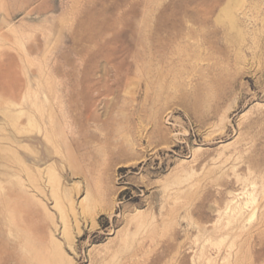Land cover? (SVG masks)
I'll use <instances>...</instances> for the list:
<instances>
[{"label":"rangeland","instance_id":"1","mask_svg":"<svg viewBox=\"0 0 264 264\" xmlns=\"http://www.w3.org/2000/svg\"><path fill=\"white\" fill-rule=\"evenodd\" d=\"M0 264H264V0H0Z\"/></svg>","mask_w":264,"mask_h":264},{"label":"bare ground","instance_id":"2","mask_svg":"<svg viewBox=\"0 0 264 264\" xmlns=\"http://www.w3.org/2000/svg\"><path fill=\"white\" fill-rule=\"evenodd\" d=\"M83 134H85V133H83ZM83 137V136H82ZM84 139V138H83ZM84 140H82V139H80V142H79V150L80 151H82L83 149H84V142H83ZM90 143V142H89ZM113 151V150H112ZM122 152V151H121ZM95 154V153H94ZM107 154V153H106ZM110 154V153H109ZM108 154V155H109ZM124 154H125V151H124ZM79 155H80V153H79ZM82 155H84V153H82ZM121 155V154H120ZM93 156V155H92ZM96 156V155H95ZM102 156V155H101ZM82 157V156H81ZM128 157V156H127ZM93 158V157H92ZM84 159V158H83ZM83 161V160H82ZM101 202H103V201H101ZM101 210V209H100ZM106 212H107V210H106ZM90 214V213H89ZM83 218V217H82ZM103 218V217H102ZM229 222V221H228ZM102 224V223H101Z\"/></svg>","mask_w":264,"mask_h":264}]
</instances>
